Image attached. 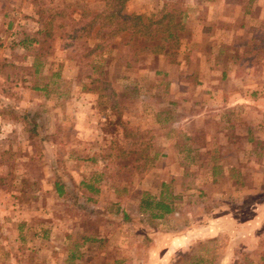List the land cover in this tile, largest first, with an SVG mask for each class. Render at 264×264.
Instances as JSON below:
<instances>
[{"label":"rangeland","instance_id":"rangeland-1","mask_svg":"<svg viewBox=\"0 0 264 264\" xmlns=\"http://www.w3.org/2000/svg\"><path fill=\"white\" fill-rule=\"evenodd\" d=\"M263 83L264 0H0V264H264Z\"/></svg>","mask_w":264,"mask_h":264},{"label":"trees","instance_id":"trees-1","mask_svg":"<svg viewBox=\"0 0 264 264\" xmlns=\"http://www.w3.org/2000/svg\"><path fill=\"white\" fill-rule=\"evenodd\" d=\"M108 16H107L108 20L113 18L112 14ZM124 18L125 20L122 22L120 31L126 29V30H129L130 33H132V36L138 37V36L148 35L152 39H156L155 35L151 34V31H152L151 24L152 23L147 18L141 15H128V16H124ZM172 22H173L172 19L169 18L168 25L170 24L171 29H175L176 26L173 28V25L175 24H172ZM162 37L165 41H170L175 38V36H173L168 31L165 33V35H162ZM32 42H35L33 38L26 37L23 40H21L19 44L25 47L24 44L32 43ZM153 47L156 48L158 47V45L156 44ZM211 169L213 170V165L211 166ZM81 185H83L86 188L91 189V186H89L85 182H81ZM93 190L97 191L95 189ZM56 191L59 192V188L57 189V186H56ZM139 206H140L139 208L140 209L142 208L143 210H153L155 213H151L150 216L151 218H154V219H160L163 216L170 214L172 212V208L168 204H165L161 201H155L154 199H150L148 196H145L144 194H141V196L139 197Z\"/></svg>","mask_w":264,"mask_h":264},{"label":"crops","instance_id":"crops-1","mask_svg":"<svg viewBox=\"0 0 264 264\" xmlns=\"http://www.w3.org/2000/svg\"><path fill=\"white\" fill-rule=\"evenodd\" d=\"M263 86H264V83H263ZM263 89H264V88H263ZM262 94H263V99H262V101H263L262 103H263V104H262V105L264 106V92H263ZM237 98H239V97H237ZM241 100H242V99H241ZM236 101H237V100H236ZM238 101H239V99H238ZM249 110L252 111V110H255V109L250 108ZM255 113L258 114V111H255ZM224 114H226V112H224ZM224 118H225V117H224Z\"/></svg>","mask_w":264,"mask_h":264}]
</instances>
